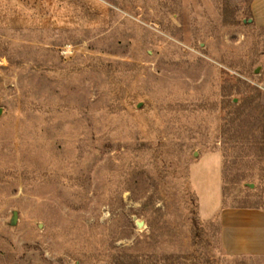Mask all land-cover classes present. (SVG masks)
Segmentation results:
<instances>
[{
  "label": "rangeland",
  "instance_id": "obj_1",
  "mask_svg": "<svg viewBox=\"0 0 264 264\" xmlns=\"http://www.w3.org/2000/svg\"><path fill=\"white\" fill-rule=\"evenodd\" d=\"M252 3L0 0V264H264L223 251L189 175L219 152L224 206L260 202Z\"/></svg>",
  "mask_w": 264,
  "mask_h": 264
},
{
  "label": "crops",
  "instance_id": "obj_2",
  "mask_svg": "<svg viewBox=\"0 0 264 264\" xmlns=\"http://www.w3.org/2000/svg\"><path fill=\"white\" fill-rule=\"evenodd\" d=\"M251 8L256 25L264 27V0H253ZM222 171L219 152L203 154L190 167V181L197 196L200 216L207 220L218 218L221 246L226 254L264 257V173L257 206L225 207Z\"/></svg>",
  "mask_w": 264,
  "mask_h": 264
},
{
  "label": "water",
  "instance_id": "obj_3",
  "mask_svg": "<svg viewBox=\"0 0 264 264\" xmlns=\"http://www.w3.org/2000/svg\"><path fill=\"white\" fill-rule=\"evenodd\" d=\"M2 113V109L0 108V114ZM253 186V185H251ZM143 226V223H138V227L141 228Z\"/></svg>",
  "mask_w": 264,
  "mask_h": 264
}]
</instances>
